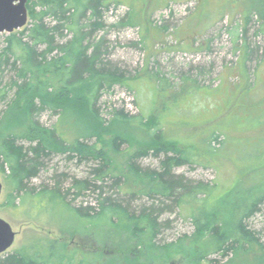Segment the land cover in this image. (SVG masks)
Instances as JSON below:
<instances>
[{
	"label": "rangeland",
	"instance_id": "1",
	"mask_svg": "<svg viewBox=\"0 0 264 264\" xmlns=\"http://www.w3.org/2000/svg\"><path fill=\"white\" fill-rule=\"evenodd\" d=\"M262 10L259 0H136L132 10L120 4L109 6L103 15L104 28L93 34L96 41L105 39V62L120 69L130 80L139 75L138 82H128L135 90L117 84L101 93L97 107L103 119L109 120L114 109L132 116L142 112L141 117L147 118L154 114L155 107L161 108L154 102L150 87L154 82L148 78V85L146 71L164 78L169 85L181 87L180 90L188 81L189 89L176 99L168 97L169 91L164 93V105L156 116L167 138L177 141L178 151L193 158V162L174 168L175 174L191 183H217L215 199L264 176V21L258 13ZM132 21H138V26L130 25ZM65 35L63 41L72 38L68 31ZM6 36L0 35L1 47ZM5 108L0 104V110ZM40 121L52 127L58 116L45 112ZM131 133L138 132L131 128ZM68 135L73 137V130ZM216 135L219 138L211 146L225 149L223 154L216 152L211 157L209 138ZM164 159V154H151L140 159L139 164L157 169ZM97 165L79 164L67 156L47 161L46 168L32 179L29 188L33 187L32 193L37 194L60 186V196L65 195L61 199L58 195L53 199L52 193L17 196L9 170H0V218L16 232L14 245L2 256L40 242L55 241L68 251L65 263L188 264L182 256L161 258L141 248L117 226L95 223L75 212V208L98 207L100 190L85 191L76 197V190L71 188L75 178H93L92 168ZM112 181H105V196L112 195L127 206L129 197L120 193L119 186ZM12 196L14 202L8 205ZM130 200L129 206L135 212L153 203L147 198ZM159 221L164 224L157 239L161 245L195 231L192 221L186 220L176 206L163 212ZM248 227L259 237L263 250L233 259L216 255L200 264H264V205L248 221Z\"/></svg>",
	"mask_w": 264,
	"mask_h": 264
},
{
	"label": "trees",
	"instance_id": "2",
	"mask_svg": "<svg viewBox=\"0 0 264 264\" xmlns=\"http://www.w3.org/2000/svg\"><path fill=\"white\" fill-rule=\"evenodd\" d=\"M135 1L28 0L27 26L6 34L4 45L0 46V104L6 107L0 110V170H9L17 196L52 193L53 199L56 195L61 199L65 195L60 196V186L37 194L32 193L33 187L29 188L32 179L46 168L47 161L55 156H67L79 164L98 163L92 168L93 178H75L71 186L76 197L85 191L100 190L98 210L90 206L75 208V212L92 222L117 226L141 248L161 258L182 256L188 264H200L216 255L233 259L263 250L248 221L264 205V176L215 199L217 183H191L173 170L193 162V158L178 151L177 141L167 138L157 116L164 105V93L169 91L168 97L176 99L187 92L188 81L180 90L181 87L169 85L164 78L146 71V82L148 78L154 82L151 86L148 83L154 102L161 108L155 107L154 114L147 118L141 117L142 112L132 116L118 109L113 110L109 120L101 117L97 107L101 93L117 84L135 90L128 82L139 80V75L130 80L120 69L105 62L103 55H108L105 39L96 41L93 34L104 28L103 15L109 6L120 4L132 10ZM259 1L264 8V0ZM258 13L264 21V10ZM250 16H246L245 27ZM137 22L130 25L138 26ZM67 31L72 33V38L63 41ZM244 45L248 58V47ZM236 49L241 52L240 48ZM45 112L58 116L52 127L40 121ZM137 118L140 121L135 125ZM131 128L138 133L132 134ZM69 130H73V137H69ZM217 136L209 138L211 157L216 152L224 153L225 147L217 150L211 146L212 141L218 140ZM90 140L95 142L90 144ZM99 143L103 145L98 147ZM124 146H127L125 150ZM151 154L165 155L157 169L139 164L140 159ZM172 154L177 157H170ZM106 179L113 180L119 192L129 197L127 206L123 200L105 196ZM136 198H147L153 203L135 212L129 203ZM13 202L12 196L8 205ZM173 206L180 209L186 220L192 221L195 231L161 245L157 239L164 224L159 219ZM61 248L55 241L40 242L1 256L0 264H71L65 263L69 254Z\"/></svg>",
	"mask_w": 264,
	"mask_h": 264
},
{
	"label": "water",
	"instance_id": "3",
	"mask_svg": "<svg viewBox=\"0 0 264 264\" xmlns=\"http://www.w3.org/2000/svg\"><path fill=\"white\" fill-rule=\"evenodd\" d=\"M28 0H0V35L24 29L29 22ZM3 185L0 180V196ZM16 232L11 224L0 218V257L14 245Z\"/></svg>",
	"mask_w": 264,
	"mask_h": 264
}]
</instances>
